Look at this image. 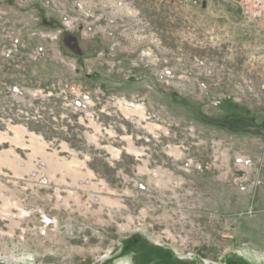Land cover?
I'll use <instances>...</instances> for the list:
<instances>
[{
    "label": "rangeland",
    "instance_id": "obj_1",
    "mask_svg": "<svg viewBox=\"0 0 264 264\" xmlns=\"http://www.w3.org/2000/svg\"><path fill=\"white\" fill-rule=\"evenodd\" d=\"M75 1L0 0V264H264V0Z\"/></svg>",
    "mask_w": 264,
    "mask_h": 264
},
{
    "label": "built area",
    "instance_id": "obj_2",
    "mask_svg": "<svg viewBox=\"0 0 264 264\" xmlns=\"http://www.w3.org/2000/svg\"><path fill=\"white\" fill-rule=\"evenodd\" d=\"M75 8L77 9V11H80V12H86L87 11V5H86V1L85 0H76L75 3ZM117 5H119V7H123V2L122 1H119L117 3ZM110 24H108V26H112V24L114 23V20H110L109 21ZM69 24V21L66 22V24L58 30L56 32H53V33H49L47 36L50 38V39H55L56 37H58L63 31H65L67 29V26ZM107 30V28L105 29ZM17 92H21L19 89H17ZM89 95H86L84 96V100H81V102H79V105L83 106L84 108H86L88 106V103H89ZM240 163L243 162L242 159L239 160ZM245 164H250V161H244ZM241 190L245 191L246 190V186H241Z\"/></svg>",
    "mask_w": 264,
    "mask_h": 264
}]
</instances>
